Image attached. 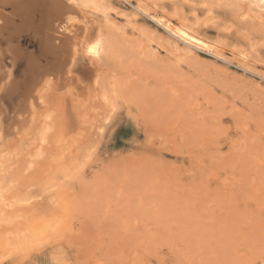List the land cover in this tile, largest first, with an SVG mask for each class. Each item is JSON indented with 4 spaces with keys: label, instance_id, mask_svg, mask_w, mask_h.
Here are the masks:
<instances>
[{
    "label": "rangeland",
    "instance_id": "rangeland-1",
    "mask_svg": "<svg viewBox=\"0 0 264 264\" xmlns=\"http://www.w3.org/2000/svg\"><path fill=\"white\" fill-rule=\"evenodd\" d=\"M16 2L0 0L10 20L0 41L22 84L48 54L39 10L28 26ZM148 2L196 24L212 47L175 38L137 0H76L75 33L102 32L108 48L80 57L74 88L55 91L68 119L0 204V264H264L260 12L251 21L225 3ZM25 227L32 234L14 236Z\"/></svg>",
    "mask_w": 264,
    "mask_h": 264
},
{
    "label": "bare ground",
    "instance_id": "bare-ground-1",
    "mask_svg": "<svg viewBox=\"0 0 264 264\" xmlns=\"http://www.w3.org/2000/svg\"><path fill=\"white\" fill-rule=\"evenodd\" d=\"M7 1H11L12 3L15 0ZM16 1L17 6L11 4L12 8L17 9V14L21 17L20 19L24 21L22 23H26L28 26L29 23L34 26L37 20L35 21L36 16L32 14L35 10H39L41 14L40 28L43 29H41L42 31L38 30L42 33L44 30L43 39H45L44 42H46V53L48 54V58L46 57L47 59H45L47 64L43 66L37 64H33L32 67L30 66L31 69H28V74L25 73L27 75L25 76L27 77L26 80L22 81V84H17L19 82H15L12 71L14 67L13 63L16 62L17 64V61L8 66L3 59L6 53L9 52V46L11 44L8 46V42H6L7 48H3L0 41V204L5 203L6 200H10L7 199V196H9L10 192L13 194L12 189H16L14 186L19 183H17L18 174H21V172L24 173L34 167L35 163L46 155L45 147L49 144L53 132L59 127V124H62V121L68 119L70 111L65 100L56 95L55 91L57 88L62 86L69 90L73 89L77 79V76L74 74V67L78 59L84 56L89 57L90 60H98L108 48L107 40L102 32H98L91 36H87L85 32H81L80 34L75 33V28H80V26L83 27V25L78 23L82 18L78 19L77 15L79 14L76 8V0ZM80 1L82 3V0ZM83 1L85 2V0ZM148 1L149 0H137V10L142 14L149 15L154 22L163 27L175 38L199 49L212 47V44L205 39L202 33L203 30L197 27L196 24L186 23L185 18L178 12L171 14L166 7H159V9L154 8ZM197 1L206 5L209 12H213L215 6L221 7L222 5L223 8H225L224 3L225 5L229 4L233 6L234 10L236 9L238 11L239 16L243 19L245 17H247V19L251 18V21L254 17L252 11L258 9L260 14L256 18L260 23L264 22L262 18L264 17L262 16V14L264 15V0ZM7 18L3 10H0V21L4 20V23L9 22L10 20L7 21ZM6 24L10 26L8 23ZM76 25H78V27H76ZM6 28L7 27L0 28V31ZM83 30L85 31V27ZM78 31L77 29V33ZM0 33L3 32L1 31ZM16 34L18 33L16 32ZM3 42L4 41H2V43ZM172 47L175 46L173 45ZM16 54L19 53L16 52ZM35 60L37 61V59ZM27 68L28 67H26V69ZM17 95L20 99L19 103H17V105L14 104L15 106L10 111L9 107L12 106L9 105L8 107L5 104V100L11 102ZM19 184H21V182ZM15 192L14 190V193ZM14 195L15 194H13V196ZM27 228L23 231L21 230L22 232L20 231L18 234L16 232L19 229L16 230V235L14 236L17 238L20 237L22 240L23 235L26 236L28 233L32 234L31 231H33V229L31 228L27 231ZM15 237H13V239L17 240ZM17 245L19 246L21 244Z\"/></svg>",
    "mask_w": 264,
    "mask_h": 264
}]
</instances>
